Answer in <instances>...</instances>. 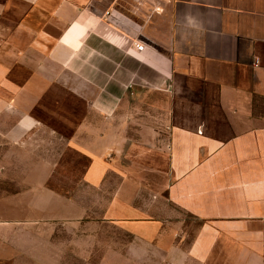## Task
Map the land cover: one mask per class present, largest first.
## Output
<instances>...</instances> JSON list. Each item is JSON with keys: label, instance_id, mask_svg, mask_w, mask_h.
Instances as JSON below:
<instances>
[{"label": "crops", "instance_id": "obj_1", "mask_svg": "<svg viewBox=\"0 0 264 264\" xmlns=\"http://www.w3.org/2000/svg\"><path fill=\"white\" fill-rule=\"evenodd\" d=\"M157 92L227 133L157 132ZM0 264H264V0H0Z\"/></svg>", "mask_w": 264, "mask_h": 264}, {"label": "rangeland", "instance_id": "obj_2", "mask_svg": "<svg viewBox=\"0 0 264 264\" xmlns=\"http://www.w3.org/2000/svg\"><path fill=\"white\" fill-rule=\"evenodd\" d=\"M261 102V101H260ZM142 107L146 109L145 111H150L151 116H160V118H164L166 121H162L159 118L155 119L154 122L147 124L151 125L157 132L160 131L166 134L168 128L173 124L176 123L178 125L184 126H194L197 123L194 120H199L201 117L206 120L205 126L209 127L210 130H213L215 135L222 136L227 133L228 124L223 120L222 112L214 102L209 103L205 102V106L201 109H196L193 107H188L187 105L175 102L172 100L167 93L164 92H157L153 94H149L148 98L141 102ZM263 103V102H262ZM150 106V107H149ZM140 110H135V114H139ZM173 116H175L173 118ZM199 122V121H198ZM128 127L132 126V123H128ZM123 125V124H122ZM123 126H126L124 124ZM134 126H138L135 125ZM125 128L127 132H133L130 128ZM222 138V137H221ZM150 152V151H149ZM162 149H155L152 151L150 155L142 156L141 154H137L130 156L134 158L136 162H139V175L136 178L137 183V194H145L147 196H152L158 192L160 188H162V182L164 177V167H166V155L161 154ZM64 174V171H59L56 174L58 179L53 180L54 188L59 191H69L75 192L74 186H67L61 185L63 187H59V184L63 183L61 176ZM56 185V186H55ZM84 191L82 190L81 186V193ZM88 194L87 191H85ZM137 195V196H138ZM137 198V197H136ZM197 223V222H195ZM122 239H125L124 236Z\"/></svg>", "mask_w": 264, "mask_h": 264}, {"label": "trees", "instance_id": "obj_3", "mask_svg": "<svg viewBox=\"0 0 264 264\" xmlns=\"http://www.w3.org/2000/svg\"><path fill=\"white\" fill-rule=\"evenodd\" d=\"M73 158V162L74 163H77V164H81V168H82V166H85V165H87L88 164V160L86 159V158H84V157H72ZM64 160H66V157H65V159ZM65 169V168H64ZM64 171V175H70L72 172L70 171V170H63ZM81 172H82V170H81ZM76 173H78V172H76ZM61 179H62V176H61ZM62 180H64V179H62ZM53 183V181H51L50 183H49V186L52 188V189H54L55 191H57V192H59V193H61V194H69V193H71V192H69V191H59V190H57V189H55L54 188V185L52 184ZM64 184H65V182L63 181V183L62 184H59L60 186L59 187H63L64 186ZM61 185H63V186H61ZM67 186H71V185H68V184H66ZM56 186V185H55Z\"/></svg>", "mask_w": 264, "mask_h": 264}, {"label": "built area", "instance_id": "obj_4", "mask_svg": "<svg viewBox=\"0 0 264 264\" xmlns=\"http://www.w3.org/2000/svg\"><path fill=\"white\" fill-rule=\"evenodd\" d=\"M134 46L135 48L138 50V51H142L143 48H144V44H139V43H134Z\"/></svg>", "mask_w": 264, "mask_h": 264}]
</instances>
